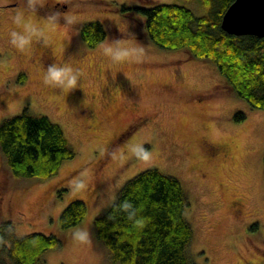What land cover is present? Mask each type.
I'll list each match as a JSON object with an SVG mask.
<instances>
[{"label": "rangeland", "instance_id": "374dc122", "mask_svg": "<svg viewBox=\"0 0 264 264\" xmlns=\"http://www.w3.org/2000/svg\"><path fill=\"white\" fill-rule=\"evenodd\" d=\"M55 1L31 0L30 19L49 42L36 41L21 53L7 43V32L27 0H0V122L25 107L45 114L61 125L76 156L40 180L14 176L0 153V224L11 222L18 236L55 234L62 244L42 255L48 264H116L96 237L94 220L128 180L157 167L182 183L193 228L190 253L198 264H264V109L238 97L212 62L154 44L144 16L121 6L174 3L197 16L207 8L198 0H62L65 12L46 9ZM66 15L72 19L67 29ZM93 20L107 35L90 47L80 27ZM113 39L142 46L144 57L111 63L100 45ZM69 58L84 72L81 88L69 94L45 88L46 66ZM239 112L243 121L235 119ZM134 145L147 149L150 160L134 154ZM84 171L89 183L79 190L74 181ZM74 199L85 201L86 216L62 229L59 216ZM77 228L90 232V244L72 240Z\"/></svg>", "mask_w": 264, "mask_h": 264}, {"label": "trees", "instance_id": "16d2710c", "mask_svg": "<svg viewBox=\"0 0 264 264\" xmlns=\"http://www.w3.org/2000/svg\"><path fill=\"white\" fill-rule=\"evenodd\" d=\"M208 12L197 16L190 8L157 2L150 7L122 5L144 16V29L157 46L186 50L207 60L251 107L264 109V37L232 35L222 28V19L235 0H198ZM84 42L95 47L106 38L104 25L88 21L80 27ZM21 73L19 82L25 81ZM239 112L235 119L243 121ZM0 153L13 175L45 180L54 177L76 151L60 124L49 116L32 113L28 107L0 122ZM133 203L144 224L137 228L119 209ZM190 203L181 181L157 167L143 170L128 180L116 199L94 220L96 237L116 264H198L190 253L193 228L186 217ZM87 204L74 199L61 212L59 224L69 229L86 216ZM62 241L55 234L15 233L11 222L0 224V264H48L42 255Z\"/></svg>", "mask_w": 264, "mask_h": 264}, {"label": "clouds", "instance_id": "9594fccd", "mask_svg": "<svg viewBox=\"0 0 264 264\" xmlns=\"http://www.w3.org/2000/svg\"><path fill=\"white\" fill-rule=\"evenodd\" d=\"M30 9H32V3L31 0H27L25 7L16 11L10 17L15 27L7 32V43L21 53L30 51L33 43L36 41L45 45L49 42L46 30L30 19ZM63 19L64 27L67 29L71 25L72 19L67 15ZM100 52L111 63L116 65L138 63L145 55V49L142 46L123 39H113L102 43L100 45ZM83 78L84 72L82 68L77 66L72 58H69L63 63H49L44 70L42 84L54 93L69 94L73 90L81 88ZM131 150L134 154L143 153L142 159L144 161H148L151 158L148 150L141 145H134ZM112 155L115 156L116 154ZM89 179V173L87 171L82 172L74 181V187L79 190L86 189ZM118 207L125 213L133 226L137 228L143 226L144 220L137 215V210L131 201L125 200ZM71 238L75 243L81 245L91 243V234L86 229H75L71 233Z\"/></svg>", "mask_w": 264, "mask_h": 264}, {"label": "water", "instance_id": "95a60500", "mask_svg": "<svg viewBox=\"0 0 264 264\" xmlns=\"http://www.w3.org/2000/svg\"><path fill=\"white\" fill-rule=\"evenodd\" d=\"M222 28L232 35L264 37V0H235L223 16Z\"/></svg>", "mask_w": 264, "mask_h": 264}, {"label": "flooded vegetation", "instance_id": "af4514ba", "mask_svg": "<svg viewBox=\"0 0 264 264\" xmlns=\"http://www.w3.org/2000/svg\"><path fill=\"white\" fill-rule=\"evenodd\" d=\"M24 2H26V0H24ZM61 4H62V0H57L55 1L53 4H51V6H49V3L46 4L48 7H46V9H54V8H62L61 7ZM39 6V5H38ZM40 7V6H39ZM67 10V7H63L61 9L62 12H65ZM91 116H92V119L95 121L96 120V115L94 114V112L91 111ZM139 118V117H138ZM127 134V132H126ZM126 136V135H125ZM213 154V153H212ZM214 155V154H213Z\"/></svg>", "mask_w": 264, "mask_h": 264}]
</instances>
